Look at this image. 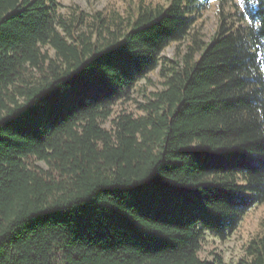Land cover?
I'll use <instances>...</instances> for the list:
<instances>
[{"label":"trees","instance_id":"1","mask_svg":"<svg viewBox=\"0 0 264 264\" xmlns=\"http://www.w3.org/2000/svg\"><path fill=\"white\" fill-rule=\"evenodd\" d=\"M209 1L112 27L94 12L86 33L76 7L0 0V264H224L199 257L203 234L225 239L264 203V0H240L236 23L215 0L210 40L195 30L161 63ZM158 66L144 114L105 128ZM237 264H264V228Z\"/></svg>","mask_w":264,"mask_h":264},{"label":"rangeland","instance_id":"2","mask_svg":"<svg viewBox=\"0 0 264 264\" xmlns=\"http://www.w3.org/2000/svg\"><path fill=\"white\" fill-rule=\"evenodd\" d=\"M169 0H55L56 14L67 16L75 7L83 11V21L79 26L80 31L93 33V13L101 12L105 24L109 27L119 23L120 19H131L135 16L139 6L166 5ZM219 5L215 0L204 4L201 15L192 25L190 34L178 42L169 43L160 53L161 63L169 64V60H177L181 63L183 55L187 52L188 46L192 45V34L198 30L201 39L209 41L213 36L218 24ZM242 10L240 0H229L223 8L227 14L229 23H236V13ZM135 11V12H134ZM126 24V23H125ZM53 56V50L48 53ZM165 78L160 73V66L149 72L144 78H137L129 92L127 99L118 101L113 106L112 116L102 125L110 128V120L119 112L126 111L135 115L144 114L140 108L141 103L153 98V94L160 91L164 86ZM40 165L44 166L42 162ZM264 228V203L255 205L243 216L237 228L228 232L225 239H220L210 232H205L201 240V249L198 253L201 259L211 261L215 255L221 256L224 264H237L246 257V248L253 237L260 234Z\"/></svg>","mask_w":264,"mask_h":264}]
</instances>
